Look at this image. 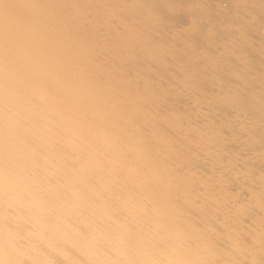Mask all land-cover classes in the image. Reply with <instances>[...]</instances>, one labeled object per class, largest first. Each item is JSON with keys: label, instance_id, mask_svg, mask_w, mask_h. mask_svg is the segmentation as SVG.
I'll use <instances>...</instances> for the list:
<instances>
[{"label": "bare ground", "instance_id": "obj_1", "mask_svg": "<svg viewBox=\"0 0 264 264\" xmlns=\"http://www.w3.org/2000/svg\"><path fill=\"white\" fill-rule=\"evenodd\" d=\"M0 264H264V0H0Z\"/></svg>", "mask_w": 264, "mask_h": 264}]
</instances>
